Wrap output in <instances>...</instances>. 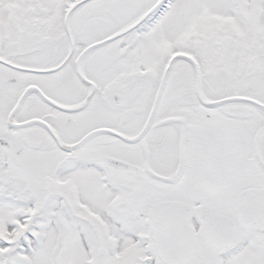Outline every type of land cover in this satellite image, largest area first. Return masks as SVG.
<instances>
[{"label": "snow or ice", "instance_id": "6c2138e0", "mask_svg": "<svg viewBox=\"0 0 264 264\" xmlns=\"http://www.w3.org/2000/svg\"><path fill=\"white\" fill-rule=\"evenodd\" d=\"M0 264H264V0H0Z\"/></svg>", "mask_w": 264, "mask_h": 264}]
</instances>
